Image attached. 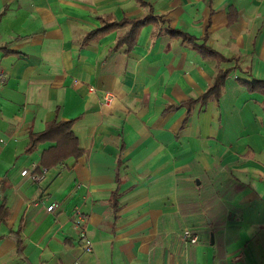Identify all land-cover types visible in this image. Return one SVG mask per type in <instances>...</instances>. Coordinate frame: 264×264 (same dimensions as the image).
Listing matches in <instances>:
<instances>
[{
	"label": "crops",
	"instance_id": "crops-1",
	"mask_svg": "<svg viewBox=\"0 0 264 264\" xmlns=\"http://www.w3.org/2000/svg\"><path fill=\"white\" fill-rule=\"evenodd\" d=\"M149 13L128 51L115 42L129 24L86 39L101 18ZM1 72L0 264H264V83L246 85L264 81V0H0ZM71 118L74 163L43 165L48 141L25 151L30 129ZM210 171L241 184L218 216L191 210Z\"/></svg>",
	"mask_w": 264,
	"mask_h": 264
},
{
	"label": "trees",
	"instance_id": "trees-1",
	"mask_svg": "<svg viewBox=\"0 0 264 264\" xmlns=\"http://www.w3.org/2000/svg\"><path fill=\"white\" fill-rule=\"evenodd\" d=\"M155 18L149 13L142 17L123 18L121 20H114L111 16L101 18L100 26L87 33L86 39H97L101 35L111 31L117 26L129 24V28L120 35L116 42V47H123L125 51L130 50L136 42V39L140 33L141 28L152 22ZM204 55H211L215 52L208 46L202 44L200 46ZM229 69L219 68L214 76L212 85L202 94V98L211 96H218L220 87L222 86L224 79ZM264 81H252L246 83L248 88L254 89ZM75 118L71 119H52L45 123V126L40 131H28V140L25 146L26 152H31L37 148V146L45 141L49 142V145L44 147L41 151L40 161L43 165H53L59 161H70L72 163L83 154V148L79 145L78 137L72 129ZM241 184H234L229 179H226L223 174L219 172H206L200 177V184L197 186L198 200L192 203L191 210H197L199 204L209 209V214L215 212L218 216L223 210L225 211V205L222 207V202L231 199L238 191ZM183 205H185L184 202ZM181 204V209H183ZM111 206L115 212L118 209V193L112 192L111 194ZM0 208H3L0 205ZM222 209V210H221ZM222 220H220L221 222ZM19 241V240H18Z\"/></svg>",
	"mask_w": 264,
	"mask_h": 264
},
{
	"label": "built area",
	"instance_id": "built-area-1",
	"mask_svg": "<svg viewBox=\"0 0 264 264\" xmlns=\"http://www.w3.org/2000/svg\"><path fill=\"white\" fill-rule=\"evenodd\" d=\"M5 76L0 73V82H4ZM116 98V95L112 91H105L102 94L101 97V104L104 107H110L112 103L114 102ZM46 169L42 168L41 172H34V171H28L27 168H24L20 171L21 175H28V177L33 181V182H39L41 181L44 176H45ZM57 206L56 202H51L49 205L46 206L47 211H53L54 208ZM71 221H72V226L75 229V231L78 234L79 241L81 242L82 248L84 251L89 252L93 248V243L90 237L88 236L87 229H86V222H87V216L80 210V208L75 207L72 211L71 215ZM181 239L184 241V243H194L198 239V234L191 229L185 228L181 234H180ZM235 258H238L236 256ZM72 264H79V262L74 261Z\"/></svg>",
	"mask_w": 264,
	"mask_h": 264
},
{
	"label": "water",
	"instance_id": "water-1",
	"mask_svg": "<svg viewBox=\"0 0 264 264\" xmlns=\"http://www.w3.org/2000/svg\"><path fill=\"white\" fill-rule=\"evenodd\" d=\"M196 182L198 184L199 183V180L197 179ZM210 238H211V240L213 239V234L212 233L210 234Z\"/></svg>",
	"mask_w": 264,
	"mask_h": 264
}]
</instances>
